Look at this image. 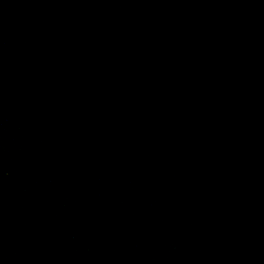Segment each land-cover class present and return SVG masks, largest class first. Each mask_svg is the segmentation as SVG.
<instances>
[{"label":"water","instance_id":"1","mask_svg":"<svg viewBox=\"0 0 264 264\" xmlns=\"http://www.w3.org/2000/svg\"><path fill=\"white\" fill-rule=\"evenodd\" d=\"M0 264H264V0H0Z\"/></svg>","mask_w":264,"mask_h":264}]
</instances>
